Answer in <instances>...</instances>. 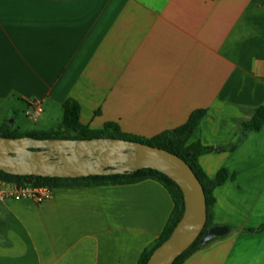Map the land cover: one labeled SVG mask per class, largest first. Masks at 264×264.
<instances>
[{"label": "crops", "instance_id": "crops-1", "mask_svg": "<svg viewBox=\"0 0 264 264\" xmlns=\"http://www.w3.org/2000/svg\"><path fill=\"white\" fill-rule=\"evenodd\" d=\"M81 108L80 123L149 139L205 109L189 144L227 226L182 264H264V0H0V126L33 100ZM173 210L164 186L57 188L0 207V264H138Z\"/></svg>", "mask_w": 264, "mask_h": 264}, {"label": "water", "instance_id": "water-1", "mask_svg": "<svg viewBox=\"0 0 264 264\" xmlns=\"http://www.w3.org/2000/svg\"><path fill=\"white\" fill-rule=\"evenodd\" d=\"M7 125L13 126L14 119ZM142 169L162 173L179 187L183 195L181 219L147 262L173 264L199 238L207 220L202 185L183 159L160 148L122 139L0 137V171L12 176L77 179L123 175ZM25 184L31 185L32 180H26ZM228 232L227 226H215L199 241L200 245L206 246Z\"/></svg>", "mask_w": 264, "mask_h": 264}, {"label": "trees", "instance_id": "trees-1", "mask_svg": "<svg viewBox=\"0 0 264 264\" xmlns=\"http://www.w3.org/2000/svg\"><path fill=\"white\" fill-rule=\"evenodd\" d=\"M62 121L60 125L49 131H29L23 132L14 126H8L4 122L0 126V137L6 138H34L38 140L49 139H73V140H91L97 138L105 139H122L140 142L152 147L163 149L183 159L192 169L195 176L202 185L207 207L206 224L199 238L180 255L173 264H182L191 254L203 248L200 240L206 233L216 225L213 223L211 209L215 203L213 196L214 190L221 186L228 178V172L221 169L214 178H209L198 163L201 155L211 153L215 149L204 147L200 142L189 144L191 136L207 116L205 109L193 111L187 121L174 129L163 131L162 133L149 138L143 139L121 132L118 125L114 123H106L100 130H93L80 123V105L74 99L66 100L62 106ZM264 125V108H258L251 120L241 125L242 132H258ZM0 178L13 182L18 185H24L26 180H32V186H50L52 188H79V187H96L107 185L133 184L144 180H154L160 183L169 192L173 201V210L168 222L161 233L160 237L151 245H149L142 253L138 260V264H147L150 256L162 243H164L171 235L172 231L181 219L184 211L183 195L179 187L162 173L152 169H142L137 172L125 173L123 175L110 176H90L77 179H61V178H43V177H20L5 174L0 171ZM264 225L256 230H247V232H262Z\"/></svg>", "mask_w": 264, "mask_h": 264}, {"label": "built area", "instance_id": "built-area-1", "mask_svg": "<svg viewBox=\"0 0 264 264\" xmlns=\"http://www.w3.org/2000/svg\"><path fill=\"white\" fill-rule=\"evenodd\" d=\"M29 106L30 109L26 115L36 120L42 113L41 103L38 100H33ZM54 190L55 188L50 186L18 185L0 178V207L8 200H30L36 204H41L53 197Z\"/></svg>", "mask_w": 264, "mask_h": 264}, {"label": "rangeland", "instance_id": "rangeland-1", "mask_svg": "<svg viewBox=\"0 0 264 264\" xmlns=\"http://www.w3.org/2000/svg\"><path fill=\"white\" fill-rule=\"evenodd\" d=\"M29 109L30 106L26 107L21 103L17 104L13 110L14 112L8 117L6 124L11 119H14V128H18L23 132L49 131L57 128L62 121V110L56 105H49V103L41 104L42 113L36 120L26 115Z\"/></svg>", "mask_w": 264, "mask_h": 264}, {"label": "flooded vegetation", "instance_id": "flooded-vegetation-1", "mask_svg": "<svg viewBox=\"0 0 264 264\" xmlns=\"http://www.w3.org/2000/svg\"><path fill=\"white\" fill-rule=\"evenodd\" d=\"M69 140H73V139H69Z\"/></svg>", "mask_w": 264, "mask_h": 264}]
</instances>
